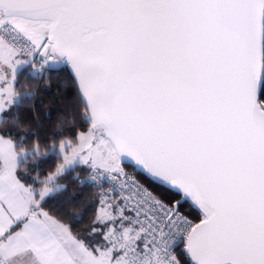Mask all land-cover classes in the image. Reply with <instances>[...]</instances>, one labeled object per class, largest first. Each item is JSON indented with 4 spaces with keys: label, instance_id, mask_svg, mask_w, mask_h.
<instances>
[{
    "label": "snow or ice",
    "instance_id": "1",
    "mask_svg": "<svg viewBox=\"0 0 264 264\" xmlns=\"http://www.w3.org/2000/svg\"><path fill=\"white\" fill-rule=\"evenodd\" d=\"M64 63L87 131L23 152L0 134L7 264H264V0H0V133L18 69ZM50 152L22 183L18 159ZM76 164L98 188L83 236L44 203Z\"/></svg>",
    "mask_w": 264,
    "mask_h": 264
},
{
    "label": "trees",
    "instance_id": "2",
    "mask_svg": "<svg viewBox=\"0 0 264 264\" xmlns=\"http://www.w3.org/2000/svg\"><path fill=\"white\" fill-rule=\"evenodd\" d=\"M46 80L50 81L49 85L45 84ZM25 85L28 86L27 90ZM17 91L22 95L6 115V119L18 116L20 126L8 124L0 133L11 137L17 150L21 145L29 149L37 139L46 147L53 139L58 141L63 136L75 138L80 130L87 131L90 120L83 117L80 111L82 98L79 88L65 63L60 69L50 68L41 76L34 75L29 65L25 66L18 72ZM28 92L33 95L29 96ZM72 115L75 116L77 129L64 127L61 131L58 125L62 126L66 118ZM57 161L59 154L56 152L37 157L34 161L29 157L21 162V165L27 163V173L21 167L20 172L25 174L27 181L40 187L37 174L42 180L55 168ZM128 168L136 171L131 165ZM87 173L88 168L84 165L69 168L57 181L64 187L47 197L44 202L46 210L61 218L77 233L87 231L98 208V188L86 181ZM80 181H84L83 184Z\"/></svg>",
    "mask_w": 264,
    "mask_h": 264
},
{
    "label": "clouds",
    "instance_id": "3",
    "mask_svg": "<svg viewBox=\"0 0 264 264\" xmlns=\"http://www.w3.org/2000/svg\"><path fill=\"white\" fill-rule=\"evenodd\" d=\"M45 84L46 85H49L50 84V81H48V80H46L45 81ZM27 85H25V88H26V90H27ZM0 126H3L2 124H0ZM59 126V125H58ZM22 152L23 151H27V148H24V149H22L21 150ZM32 161H34V160H32ZM29 162H31V161H29ZM61 164V161H57V164H56V166H59ZM20 167L27 173V171H28V168H27V163H25V164H23V165H20ZM54 170V169H53ZM53 170H51V171H53ZM50 172V171H49ZM49 172H48V174H49ZM47 174V175H48ZM46 177L47 176H44L43 177V179L42 180H44V179H46ZM12 258V254H8V255H5L3 252H0V264H7V261L8 260H10Z\"/></svg>",
    "mask_w": 264,
    "mask_h": 264
},
{
    "label": "crops",
    "instance_id": "4",
    "mask_svg": "<svg viewBox=\"0 0 264 264\" xmlns=\"http://www.w3.org/2000/svg\"><path fill=\"white\" fill-rule=\"evenodd\" d=\"M25 66H27V65H24L22 68H24ZM22 68H20V70L22 69ZM19 70V71H20ZM18 71V72H19ZM5 137H8V138H11V137H9V136H6V135H4ZM24 160V158H19L18 159V163H19V165H21V162ZM73 167V166H72ZM17 176H18V178L21 180V182L22 183H24L25 185H30V186H34V187H36V188H39V187H37V186H35L34 184H33V182L31 183V182H29V181H27L26 180V178H25V174L23 175L21 172H20V167H18V170H17ZM57 192V191H56ZM54 194V193H53ZM52 195V194H51ZM74 232V231H73ZM84 232V231H83ZM75 233H77V232H75ZM78 234H80V233H78Z\"/></svg>",
    "mask_w": 264,
    "mask_h": 264
},
{
    "label": "rangeland",
    "instance_id": "5",
    "mask_svg": "<svg viewBox=\"0 0 264 264\" xmlns=\"http://www.w3.org/2000/svg\"><path fill=\"white\" fill-rule=\"evenodd\" d=\"M22 67H23V66H21L20 68H22ZM20 68L18 69V71L20 70ZM13 106H14V105H13ZM13 106L11 107V109L13 108ZM11 109L8 110L7 114L10 112ZM6 138H8V137H6ZM10 139H12V138H10ZM12 140H13V139H12ZM13 141H14V140H13ZM14 143H15V141H14ZM17 151H19V150H17ZM76 165H78V164H76ZM76 165H74V166H76ZM74 166H73V167H74ZM86 167H87V166H86ZM88 172H89V170H88ZM57 183H58V184H61V183H59V182H57ZM61 185H62V184H61ZM51 186H52V185H50V187H51ZM55 192H56V191H55ZM55 192H53V193H55ZM53 193H52V194H53ZM86 232H87V231L81 232L80 235L83 236V235L86 234Z\"/></svg>",
    "mask_w": 264,
    "mask_h": 264
},
{
    "label": "built area",
    "instance_id": "6",
    "mask_svg": "<svg viewBox=\"0 0 264 264\" xmlns=\"http://www.w3.org/2000/svg\"><path fill=\"white\" fill-rule=\"evenodd\" d=\"M35 75H39V76H41L42 74H35ZM129 171H133L132 169H129ZM89 173V172H88ZM88 173H87V175H86V181L87 182H89V183H91V184H94L92 181H90V180H88ZM95 185V184H94ZM109 185L106 183V182H104V187H108Z\"/></svg>",
    "mask_w": 264,
    "mask_h": 264
},
{
    "label": "water",
    "instance_id": "7",
    "mask_svg": "<svg viewBox=\"0 0 264 264\" xmlns=\"http://www.w3.org/2000/svg\"><path fill=\"white\" fill-rule=\"evenodd\" d=\"M66 65H67V67H68V69L70 70V72H71V74H72V76L74 77V79H75V76H74V73H73V71H72V69H71V66H70V64H68V63H65ZM127 163V162H126ZM128 165H131V166H133L134 168H135V166L134 165H132L131 163H129ZM136 171H139L138 169H136Z\"/></svg>",
    "mask_w": 264,
    "mask_h": 264
}]
</instances>
